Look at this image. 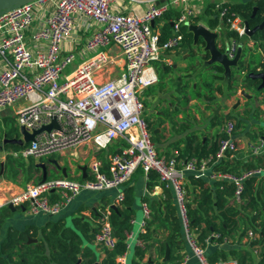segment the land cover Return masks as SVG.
<instances>
[{
  "label": "built area",
  "instance_id": "obj_1",
  "mask_svg": "<svg viewBox=\"0 0 264 264\" xmlns=\"http://www.w3.org/2000/svg\"><path fill=\"white\" fill-rule=\"evenodd\" d=\"M159 1L163 2L157 4ZM198 1L35 0L0 16V112L23 100L25 105L15 114L17 128L23 127L31 133L48 125L53 118L58 124L57 130L37 135L34 142L8 155L26 159L62 154L82 145L102 151L115 142L126 143L109 156L107 171L102 169L99 159L93 158L85 179L60 177L26 183L18 193L0 197V213L8 206H24L30 215L56 216L81 192L120 188L140 169L146 176L155 173L161 187L172 192L185 243L198 264H210L189 224L186 173L231 185L232 205H239L245 181L261 177L264 166L236 173L214 169L239 151L233 139L235 123L230 119L219 127L225 138L217 141L214 154L189 160L178 159L177 153L168 158L158 156L141 100L143 91L158 83L153 63L163 53L180 46L182 27L191 25L202 13ZM141 4L145 5L144 11H134L133 7ZM128 6L132 7L131 12L126 11ZM170 8L177 9L179 15L172 21V36L160 43L159 32L151 23ZM215 10L221 21L225 19L229 31L238 38L246 36L239 16L229 13L222 5H217ZM111 47L119 50L123 63L122 71L112 78L108 77V69L118 59ZM237 48V41L231 39L225 50L229 60L235 57ZM76 59L79 60L76 69L59 84L64 68ZM262 148L261 138L248 145L253 156L259 155ZM123 199L120 192L117 202ZM142 215L140 233L145 232L151 216L146 203L142 204ZM109 216V207L99 211L93 238V243L104 250L114 249L117 243ZM130 224L135 221L131 219ZM134 235L132 230L125 234V252L115 258V264H128L127 253ZM247 236L255 238L251 231ZM207 243L209 238L205 239ZM216 264L238 263L229 259Z\"/></svg>",
  "mask_w": 264,
  "mask_h": 264
},
{
  "label": "trees",
  "instance_id": "obj_2",
  "mask_svg": "<svg viewBox=\"0 0 264 264\" xmlns=\"http://www.w3.org/2000/svg\"><path fill=\"white\" fill-rule=\"evenodd\" d=\"M222 7L227 8L229 13H233L240 17L246 23L249 29L259 26L264 21V0H248L245 2L237 3H223ZM256 12L252 15L253 9ZM201 18H205L207 26L214 29L218 25L219 12L209 13L205 10ZM179 11L174 8L168 9L166 13L158 20H163V25L159 30V42L164 43L172 36V21L178 17ZM203 16V17H202ZM200 17L194 20L197 23ZM158 20L154 21L155 23ZM225 27V19L221 21ZM156 25V24H155ZM182 47L188 48L191 56L195 55L198 46H204L203 41L200 39L196 45L193 44V36L188 32L187 27H182ZM245 37V36H244ZM224 39H234L241 42L242 38H238L237 34L233 31H227ZM255 42H259L260 46L264 42V26L262 29L257 30L250 37ZM201 44V45H200ZM221 52L225 51V46L220 47ZM203 62L209 59V54L203 52L200 57ZM260 69L264 65H257ZM257 66L253 67V72L256 71ZM237 67L239 71L245 69L242 54L238 61ZM211 69L212 82L222 80L224 78V70L217 64L207 65ZM228 77V85L231 77ZM245 82L248 87L251 85L258 86L257 79L246 78ZM206 94V100H213V93L220 92V87H213L212 83L204 80L203 85ZM255 86V87H256ZM252 87V86H251ZM196 88V87H195ZM263 91V90H261ZM215 118V117H214ZM231 118V117H230ZM223 124L220 119H211L209 126L212 129H218ZM242 121L237 120L235 123L234 133L241 126ZM260 135L264 133L260 130ZM8 138H11L10 133H6ZM212 141L207 137H202L192 134L182 141L173 143V146L178 150V159L189 160L192 158L201 159L208 155L214 154L217 150V141L225 138L219 131L214 135ZM26 144L25 146H27ZM121 145L126 146L125 142H118L111 147V154H114L118 147ZM182 145V148H179ZM15 146H5L2 151L18 150ZM0 151V152H2ZM250 153V152H249ZM231 161H221L214 169L227 172H239L241 170L252 169L259 166H264V154L253 156L250 153L249 158L242 161V156L237 154ZM10 159H14L10 161ZM32 157H29L31 161ZM22 159V158H21ZM4 172L0 174V180L3 178L10 179L7 175L10 173L12 178L19 174V170H23L24 164H16V159L10 155H5ZM142 172V171H141ZM149 180H158L155 173L148 175ZM41 180V179H40ZM39 180V181H40ZM38 181V182H39ZM185 187H190L191 199L188 202V218L189 224L193 232L196 234L197 242L205 248V239L209 238L211 243L219 245L226 244L227 239L237 240L241 242L242 238L247 237V232L251 231L255 238L249 241L246 249H236L231 244L224 246L213 251H205L206 258L210 264L234 259L238 264H253L251 257V250L253 247L258 246L259 261L257 264H264V178L252 177L245 181L244 191L242 193V202L239 205H232L233 187L223 182H209L205 178L195 177L188 175L186 178ZM189 191V190H188ZM165 200L162 205L153 202L149 207L151 210L150 220L146 223L144 233L139 235L142 241V246L135 247L133 258L130 264H159L153 262L152 259L144 260L149 243L157 239L161 244V249L165 250V245L169 247V261L168 263L179 264L181 256L173 254L180 251L184 245V236L179 219L175 215V208L171 205L170 192L164 189ZM147 201V200H146ZM132 198L129 192L125 191L124 199L119 206L109 208L110 216L109 221L113 229L114 236L117 243L112 250H104V258L100 264H115V258L125 252V234L132 230L130 220L133 217ZM0 214V227L2 225L3 215L8 212V208H3ZM76 229L80 231L81 235L77 234L75 230L66 228L62 221L48 223L45 228L40 230V239L36 244L26 245L29 237H34L29 234V230L24 233L10 232L0 249V264H95L98 262L94 250L90 246L93 242L96 229L92 228L87 222L80 220L75 221ZM211 235H217L216 238ZM36 236V235H35ZM166 236L162 241L158 238ZM85 243L87 245H85ZM19 246V247H18ZM17 261L14 262V258ZM163 263V264H168Z\"/></svg>",
  "mask_w": 264,
  "mask_h": 264
},
{
  "label": "crops",
  "instance_id": "obj_3",
  "mask_svg": "<svg viewBox=\"0 0 264 264\" xmlns=\"http://www.w3.org/2000/svg\"><path fill=\"white\" fill-rule=\"evenodd\" d=\"M245 1H248V0H245ZM245 1H242V2H245ZM223 3H224L223 1L219 3L214 2V1H211L210 3H206L205 0L198 1V4L202 7V13L196 17V18L200 17L199 18L200 20L197 23H194V20H193L192 24L193 25H197V24L203 25L206 28H208L210 31L215 32L217 35L216 40H215L216 46L218 47V49L222 46L223 47L225 46V50H226V47L230 43V40H231V39L230 40L224 39L225 33L229 31L228 28L225 27L224 24L221 22V20L218 18V25L214 29H210L207 26L205 18H201V15H204L203 13L205 10L216 12L215 7L217 5H222ZM228 3H237V1L232 0ZM133 9L137 13H141L142 11H144L145 5L143 4L137 5L133 7ZM126 11L131 12L132 7L128 6ZM221 24L224 26L223 30L220 29ZM162 25H163V20L162 19L158 20L157 23L155 22L153 23V29L159 32L160 27ZM237 43H238V48H240L241 50L242 60H243L245 69H243L242 71H238L237 69L231 68V72L235 71V77L233 76L231 80L232 86H229L227 83L228 76H224V78L221 81L216 80L214 84V88L219 86L221 91L220 92L214 91L213 100L202 102V104H199L195 100L188 99L186 107L190 111L189 112L187 111L188 113L186 116L188 117L190 116L192 117V119H196L198 124H201L199 122V119L201 118L207 119L208 124L210 123L211 119H215V118L216 119H226V120L227 119H230V120L237 119V120L242 121V129L240 131L236 130L235 133H233V139L236 141L238 146L240 144V148L238 147L239 151L237 154L241 155L242 161H244L250 156L249 149H248L249 143L253 142L255 139L261 138L262 136L259 134L258 128L260 127L261 131L264 133V91L257 92L255 90L258 87L256 86V84L251 85L252 87L251 86L248 87L245 82L246 78H249V77L251 78L253 77V74H256L258 72V69H260V67H258L257 65L259 64L264 65V42L261 43L262 44V47H261L259 42L257 43L253 41L252 39H250V37L245 36V37H242V41L240 43L239 42ZM110 49L113 55L118 59L115 65L118 64L120 66V69L121 67L123 68V63L120 59L119 50L116 47H111ZM165 53H178L182 57V59H184L178 65L179 68H181V70L178 73L177 77L176 78L171 77V81L173 83H176V81L179 78L181 79L184 77L187 79L186 85H189L190 83L187 81L191 80L192 76L193 77L198 76V74L194 73L193 70L195 69V65L199 63V59L201 58L192 56V57H195L196 60L190 64L186 63V58L189 57L191 52L190 50H188V48L182 47V43L177 49L173 51L165 52ZM164 54L161 55L162 57L159 60L160 67H158V69H160V72L162 73L164 72L167 73L169 69L173 66V62L172 60L164 56ZM241 54H240V57H241ZM202 56H203V53H202ZM207 61L202 62L203 64L205 63L204 65L205 68L207 67V65H211V64H207ZM255 66H257V68H256V71L253 72L252 69ZM176 67L177 66H175V68ZM116 75L117 74L113 73L112 71H110V69H108V77L112 78ZM165 77L167 76L165 75ZM162 83L163 81L160 80V78L158 77V83L144 90L143 93L151 92L152 95L150 96V100L158 101L157 103L159 102L161 103L162 101H165L163 102L162 106L158 107L160 110L166 109L168 107L176 108L175 103H172L171 105H168V103H166V101H168L165 99L166 89L165 87L160 86ZM259 84H260V81H259ZM158 85H159V88L153 89V87H156ZM193 86L195 87V84ZM228 88L231 89L232 91L228 92ZM241 91H244L250 98H247L241 95L240 94ZM24 102L25 101L22 100L16 103L14 106L10 107V108H13L14 116L17 110L25 105ZM199 107L201 108L200 110L204 114L201 117H199V113L197 112V109H199ZM4 111L0 112V114H2ZM159 115L160 113H157L156 116H159ZM221 116L223 118H221ZM177 119L185 121L183 112L178 113ZM192 123L194 124L195 122L193 121ZM149 131L151 133L152 142L154 143V140H156L155 149H156L158 156L168 158L175 153L177 154L179 153L178 150H176L177 148L173 146V143L177 141H182L183 139L182 136L180 135L179 129L172 131V133H166V131H168V128L165 127V124H163L160 127H155L151 130L149 129ZM217 131H219V128L207 130L208 136H203V137H207L208 140L212 141L215 138L214 135L217 133ZM182 132L184 133L185 131L182 130ZM11 138H21V135L19 134V136L16 135ZM117 143L118 142H115L113 145H116ZM179 148H182V145H179ZM10 151H13V150L4 152V155H7ZM105 151L106 150L95 151L91 145L78 146L74 149L73 153L70 154V156H72V159L75 165L68 164V170L64 167V164L61 160L52 161L50 163L49 162L44 163V165L46 166V170H47V178L64 177L62 173V169H64L65 171L64 173L66 177L69 178V175H73L75 173L74 168L77 167L79 169L78 177L80 180H82L84 179L83 173L87 177L88 165L91 159L93 158L99 159L102 162V169L104 171H107L108 158L111 155V149L109 150V152H105ZM260 154H264V145H263V148ZM61 156L62 154L59 153V157ZM235 157L236 156L232 158H228L224 161H231ZM40 162L42 163V161H40V158H35L34 163L31 164L30 166L24 165L23 167L24 169L22 171L19 170V174L15 178H12V176L7 175L10 179L3 178L2 180H0V197L9 196L11 194L18 193L19 191H21V189L24 187L26 183L38 182L42 178V171L40 168H36L35 165ZM28 171L32 172L31 179L28 182H24L22 177H24V173L25 175L28 174ZM188 175L195 176L194 174L186 173L185 177L187 178ZM185 189H186L187 197L189 201L191 199L190 187H187V188L185 187ZM125 191L129 192V195L132 198V206H131V209L133 210L132 219L135 221V224L132 225V231L134 230L135 235H134V238L130 241V248L127 253V263L130 264L131 259L133 258L132 256H133L134 248L142 246V245H139V242H140L139 235L141 234L139 231V227H140L139 225L143 219L142 204L146 203L149 207L150 203L157 202L162 205V202H164L165 200L164 189L163 187H161L158 180H149L148 175L147 176L144 175L140 169H138L134 173L131 180L127 184L123 185L120 188H114V189L105 190L101 192H88V191L81 192L76 198H74L70 203H68L60 211V213L57 214L56 216H47L44 214L30 215L29 213H27L24 206L13 208V209L8 208L9 211L3 215V218H2L3 222L0 227V249L4 242V239L6 238L7 234L10 232L24 233L27 230H29V234L31 236L33 234H35L36 236L34 235V237H29L26 242V245L36 244L38 240L40 239V230L45 228L46 225L50 222L53 223L57 221H62L66 228L75 230L77 234L81 235L80 231L76 229L75 221L80 220L82 222H87L92 228H95L98 215H99V211L107 207L111 208L113 206H119L120 203L117 202V196L120 192H123V195H124ZM169 192L171 196V200H170L171 205L175 208V215L177 216V210H176L173 194L170 190ZM2 212L3 211H1V213ZM165 237L166 236H163L158 239L163 241ZM250 240L251 239H249L247 236V237L242 238L240 243H238L237 240L235 239L234 240L227 239L226 244H222V245L210 242L205 245L204 249L205 251H213V250L223 247V245L226 246L227 244L232 243L231 245L235 247L236 249L249 250L248 244ZM85 245L87 244L85 243ZM149 245L150 246L146 251L143 261L152 259L153 262L155 263L163 264L165 250L161 249V244L158 242L157 239H154L149 243ZM90 246L92 247L96 256L98 257V263L100 264V262L104 258V253L93 242ZM250 250H251V257L253 260V264H257L259 261L258 253L260 249L258 246H255ZM177 254L181 256L180 262L183 261V264H198L197 259L194 257L191 249L188 247V245L185 242H184L182 249L180 251L175 252L173 256H176ZM16 261H17V257L14 258V262ZM168 261L166 263H168ZM168 264H172V263L170 262Z\"/></svg>",
  "mask_w": 264,
  "mask_h": 264
},
{
  "label": "rangeland",
  "instance_id": "obj_4",
  "mask_svg": "<svg viewBox=\"0 0 264 264\" xmlns=\"http://www.w3.org/2000/svg\"><path fill=\"white\" fill-rule=\"evenodd\" d=\"M211 1L218 2V3L221 1L224 2V0H205L206 3H210ZM226 3H228V2H226ZM208 12L209 13H215L214 11H210V10H208ZM220 27H221L220 29L223 30L224 26L222 24L220 25ZM102 50L106 51L108 49L103 48ZM164 56H166L167 58H169L173 62V66L169 69V71L167 73H165V72L162 73V72H160V69H158V67H160V61L153 63V66L155 67L157 76L160 78V80L163 81V83L160 86H163L166 89L165 99L168 100V101H166V103H168V105L175 103L176 108H169L168 107L166 109L160 110L158 107L162 106L163 102H165V101H162L161 103L160 102L157 103L158 101L150 100V96L152 95L151 92L143 93L141 95V100H142L144 107H145V111H144L143 116L147 121L148 128L151 130L155 127H160L163 124H165V127L168 128V131H166V133H172V131L179 129L180 135L182 136L183 139H185L186 137H190L192 134H194L195 136H198L199 139H201L203 136H208L207 130H212V129L210 128L207 119H202V118L199 119V122L201 124H198L196 119H192V117L186 116L187 113L190 111L189 109H187L186 105H187L188 99L195 100L199 104H202V102L209 101V100H206L204 98V95L206 94V92H205V88L202 85H203L204 80L209 81L210 83H212V85L215 84V82L214 81L212 82V80H211L212 79L211 78V76H212L211 69L205 68L204 67L205 63L203 64L202 63L203 61L201 59H199V63L195 65V69L193 70L194 73L198 74V76H194V77L192 76L191 80L187 81L190 83L189 85H186L187 79L184 77L181 79L179 78L176 81V83H173L171 81V77L172 78L177 77L178 73L181 70V68H179L178 65L184 59H182V57L178 53H165ZM195 60H196V58L192 57L190 54L189 57L186 58V63L190 64ZM78 63H79V60L76 59L75 61H73V63L69 64L68 66H66L64 68V70L62 71V73L60 75V79L58 81L59 84H61L63 82L64 76L69 75L71 72H73L76 69ZM175 66H177V67L175 68ZM109 69H110V71H112L115 74H118L122 71V67L120 69V66L118 64L111 66ZM232 74L235 77V71L232 72ZM165 75L167 77H165ZM168 76H170V77H168ZM231 80H230L229 86H232ZM194 84H195L196 88L193 86ZM155 88L156 89L159 88V85L156 87H153V89H155ZM229 91H232V90L228 88V92ZM24 104H25V102H24ZM195 107H197V106H195ZM200 109H201L200 107H199V109H197V112L199 113V117L204 115ZM157 110H159V111H157ZM180 112H183L184 117H185V119H184L185 121L177 119V115ZM157 113H160V115L156 116ZM221 118H223V117L221 116ZM220 120H222V122H223L226 119H220ZM231 120H233L234 123H236V121H237V119H231ZM193 121L195 122L194 124L192 123ZM259 128H258V131L261 130V128L260 129ZM241 129H242V124L237 130L240 131ZM182 130H184L185 132L183 133ZM7 132L10 133L11 137H14L16 135L19 136V128H17L16 122H15V116H14L13 108H8L2 114H0V144H1V141L3 139L4 134H6ZM256 140L257 139H255L253 142H255ZM153 144H154V147H156V140H154ZM113 146L114 145L110 146L111 149ZM238 147L240 148V144ZM74 149L75 148L66 150L64 153H62L61 157H59V153H52L50 155L41 156V157L32 156L31 161L29 160V158H26V159L15 158L17 161L16 164L22 163L25 166H30L31 164L34 163L35 158H40V161H42V163H48V162L50 163L52 161L61 160L64 164V167L68 170V164L75 165L73 162L72 156H70V154L73 153ZM109 150L110 149L107 148L105 152H109ZM9 160L13 161L14 159L9 158ZM5 161L6 160H5L4 151H2V152H0V164L3 163V169H1V167H0V174L4 172ZM74 169H75V173L73 175H69V178H72L74 180L79 181L80 180L78 177L79 176V169L77 167H75ZM8 175L11 176L10 173H8ZM31 175H32L31 171L30 172L28 171V174H26V175L24 173V177H22L23 181L28 182L31 179ZM261 177H264V173L262 174ZM133 232H134V230H133Z\"/></svg>",
  "mask_w": 264,
  "mask_h": 264
},
{
  "label": "water",
  "instance_id": "obj_5",
  "mask_svg": "<svg viewBox=\"0 0 264 264\" xmlns=\"http://www.w3.org/2000/svg\"><path fill=\"white\" fill-rule=\"evenodd\" d=\"M35 0H0V16L16 7H19L23 4L32 2ZM163 1L157 2V4L162 3ZM256 12V8L253 9L252 15H254ZM153 23H151V26L153 27ZM264 26V21L257 27L253 29H249L246 23L244 22V28L246 36L251 37L255 31L262 29ZM172 27V23H171ZM188 32H190L193 36V42L196 44L200 39L203 41V47L198 46V50L195 51V57L200 58L202 56L203 52H207L209 54V60L207 61V64H217L221 66L224 70V76L230 77L232 74L231 68L237 69L239 71V68L237 67L241 50L240 48H237L235 57L232 60H229L224 52H221L218 47L216 46L215 40H216V33L210 31L208 28H206L203 25L197 24V25H188L187 26ZM200 48V49H199ZM196 63V62H195ZM233 76L231 77V79ZM250 78V77H249ZM251 79H258L260 81V84L255 89L257 92L263 90L264 91V66L262 69H258V72L256 74H253V77ZM241 95L244 97L250 98L244 91L240 92ZM58 124L56 123V120L53 118L51 122L48 125H43L39 129L32 131L29 133L26 131L23 127L19 128V134L21 135V138H7L6 134H4L3 139L0 144V151L5 146H15L17 148H22L26 144H29L31 142L35 141V137L43 132L49 133L51 130H57ZM261 139L263 141L264 145V135L261 136ZM1 169H3V163L0 164ZM36 168H40L42 171V178L39 182H44L47 179V170L44 163H38L35 165ZM64 169H62V173L64 177H66L64 173ZM84 172V170H83ZM86 175L83 173V178L85 179ZM114 207V206H113ZM9 209H13L11 206H8ZM112 208V207H111ZM169 247L168 245H165V251H164V258L163 262L166 263L169 259ZM95 264H99L96 262Z\"/></svg>",
  "mask_w": 264,
  "mask_h": 264
}]
</instances>
